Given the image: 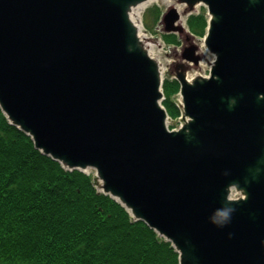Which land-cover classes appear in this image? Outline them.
Returning <instances> with one entry per match:
<instances>
[{"label":"water","instance_id":"obj_1","mask_svg":"<svg viewBox=\"0 0 264 264\" xmlns=\"http://www.w3.org/2000/svg\"><path fill=\"white\" fill-rule=\"evenodd\" d=\"M139 1L0 0V105L44 153L95 168L180 264H264V0H188L207 5L216 58L209 77L177 73L172 131L159 63L130 28Z\"/></svg>","mask_w":264,"mask_h":264},{"label":"trees","instance_id":"obj_2","mask_svg":"<svg viewBox=\"0 0 264 264\" xmlns=\"http://www.w3.org/2000/svg\"><path fill=\"white\" fill-rule=\"evenodd\" d=\"M151 10L159 18L158 7ZM188 24L192 32L204 36L206 12L189 16ZM164 36L169 42L177 41L174 33ZM163 87V103L177 116L179 109L171 96L180 84L167 78ZM8 122L12 123L0 107V124ZM9 127L14 135L24 133L13 123ZM3 135L0 131L5 139ZM21 145L27 148L25 142ZM31 150L34 153L27 149L28 155L0 151V264H180L171 241L150 232L148 225L131 223V230L123 207L114 209L93 196L91 175L70 173L62 183L55 172L57 176L49 173L47 180L40 150ZM38 171L43 173L42 180L37 179ZM125 229L130 240L115 245Z\"/></svg>","mask_w":264,"mask_h":264},{"label":"rangeland","instance_id":"obj_3","mask_svg":"<svg viewBox=\"0 0 264 264\" xmlns=\"http://www.w3.org/2000/svg\"><path fill=\"white\" fill-rule=\"evenodd\" d=\"M154 7H158L159 9V18L155 12L151 10ZM171 8L177 9L179 18H177L175 23L182 26L181 31L178 29L173 31V33L177 36L178 42H169L164 36V34L170 32L165 30V22L163 20L164 14ZM201 11L206 12L209 25L210 13L208 12L207 5L203 1H199L191 5L188 0H155L153 3L148 4L146 8H144L142 13L143 16L141 15L139 18L136 17L144 26L142 33H145L148 43L154 45L155 47V54L160 61V63H158L161 65V69L163 71L161 73L162 87L167 78H176L178 72H183L186 75V78L190 81L198 76L207 77L209 75L216 55L206 45L205 35L199 36L195 34L191 31L188 24L189 16L198 14ZM147 41H144V43ZM191 45L196 46V54H199L201 57L198 63H194L193 61L183 57L184 48ZM177 96L180 100L179 93ZM163 99L164 98L161 99V103L164 105ZM178 109V112H181L179 107ZM177 116L170 114L168 124L171 128L176 127L179 124ZM88 169V173L93 174L92 177L94 186L98 187L99 190L102 189V183L96 175V169L93 167ZM231 195L234 198H237L243 195V191L238 190L235 187L232 190Z\"/></svg>","mask_w":264,"mask_h":264},{"label":"bare ground","instance_id":"obj_4","mask_svg":"<svg viewBox=\"0 0 264 264\" xmlns=\"http://www.w3.org/2000/svg\"><path fill=\"white\" fill-rule=\"evenodd\" d=\"M154 1L155 0H140L139 2H136V3L132 4L130 6V8H129L128 16L130 17L129 18L130 28H133V33H136V36H137V38L139 39L140 42L147 41V39H146L147 37H146L145 33H142V30H143L144 26L142 25L141 22H139V19H137V18H139L142 15V13L144 11V8H146V6L148 4H151ZM136 29H137V32H136ZM207 29H208V27H207ZM207 34H208V32H207ZM142 45L144 46V48L146 49L148 54L153 59H155L157 62L160 63L159 59L157 58V56L155 54L154 45L148 43V41L145 42V43H142ZM159 66H160V71L162 73L163 71L161 69V65L159 64ZM160 103H161V100H160ZM0 107H1V105H0ZM181 108L183 109L182 102H181ZM1 109L5 112V110L2 107H1ZM5 115L8 117L6 112H5ZM187 116L190 117L189 115H187ZM8 119H9V117H8ZM9 124H12V123H9ZM9 124L8 125L6 123H1L0 124V125H2V127L0 128V131H1V133H3L5 135V139L0 138V151H3L5 154H7V153H10L8 151V150H10V151H16V152L20 153V155H28L27 149H28L29 153H32V154L34 152L31 150V148L39 149L40 153L42 154L41 158L43 159V169L46 171L45 172V178L47 180H49L48 178H50L49 177L50 176L49 173H53L54 176H57L56 173H58L59 177L61 176L60 182H62V183H65L64 181L66 179H64V178L66 177L67 174H70V173L76 172V173H83V175H87V176H89V175L92 176L93 175L91 173H88V170H89L88 168L91 167L89 165H88V167H83L81 165L70 167L67 164H65L63 161L54 158L50 154L44 153L40 148L36 147L35 141H34L32 135L27 133L23 129L20 128L24 132L22 134L18 133L16 135H14L13 133L9 132V129H10ZM181 126H182V123L179 126V128ZM24 142H25L27 148L25 146L21 145ZM45 164H46L47 167H44ZM36 176L38 177L37 179H39V180L43 179V173L41 171H38ZM92 187H93V189H91V191H92V195L93 196L95 194L98 199L105 201L110 206H114V209H116V208L117 209H121L120 207L124 208V209H122V211H124L128 215V217L130 219V220H127V222H128V225H131V230H133V225L131 223H138L137 226H141L142 228L145 227L144 225H148L150 227V228H148V230L150 232H153V233L156 232L158 234V236L163 238L162 240H164L166 242L169 241V239L166 236L162 235V233L157 228L149 225L142 218H138L137 214L135 213V211H134V209L132 207L124 206L123 204H121L118 197L116 198L113 195H111L110 193H105L102 189L99 190V188L94 186L93 184H92ZM234 188H235V186H232L231 188H230V186L228 187V193L226 195L228 197V199H233V196L231 195V193H232V190ZM88 198H91V197H88ZM110 216H114V215L111 214ZM125 232H130V231L127 230V229L122 231V234H120L117 237V239L115 240V245L121 246V245L124 244V242L127 243L128 240H130V236L127 233H125Z\"/></svg>","mask_w":264,"mask_h":264},{"label":"clouds","instance_id":"obj_5","mask_svg":"<svg viewBox=\"0 0 264 264\" xmlns=\"http://www.w3.org/2000/svg\"><path fill=\"white\" fill-rule=\"evenodd\" d=\"M221 216H227V213L223 212L221 213Z\"/></svg>","mask_w":264,"mask_h":264}]
</instances>
